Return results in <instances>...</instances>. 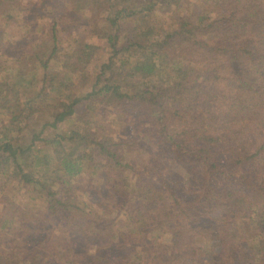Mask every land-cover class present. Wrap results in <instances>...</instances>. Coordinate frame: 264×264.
Returning a JSON list of instances; mask_svg holds the SVG:
<instances>
[{"label":"trees","instance_id":"trees-1","mask_svg":"<svg viewBox=\"0 0 264 264\" xmlns=\"http://www.w3.org/2000/svg\"><path fill=\"white\" fill-rule=\"evenodd\" d=\"M29 3L0 0V264H264V0Z\"/></svg>","mask_w":264,"mask_h":264},{"label":"rangeland","instance_id":"rangeland-1","mask_svg":"<svg viewBox=\"0 0 264 264\" xmlns=\"http://www.w3.org/2000/svg\"><path fill=\"white\" fill-rule=\"evenodd\" d=\"M27 1H30L29 5L31 4L33 8L38 7L39 5V0H27ZM50 4H54V1H52ZM2 22H0V47L4 46V43L7 40L12 41L14 39H19V37L22 34V32L17 30V28L14 27L12 24H8L6 25V27H3ZM68 32H69V37L67 38L66 36L65 39H69L70 44H74V45L78 42L77 50L82 49V47L80 46V44L82 43H88V45H90V48L86 49L85 51L86 53H84V55L81 53L79 55L81 58H78L76 61L80 73L78 74V76H76L75 83L80 87L81 91H86L90 86V80L94 78V73L96 72V70L98 71V66L106 60L107 55L105 53L104 42L103 41L101 42L95 36H91L88 38L89 35L86 34L87 32L86 30H83L82 24L81 25L79 24V26H77V30L75 32H71V28L69 27ZM96 121L98 125L101 124L98 122V119H96ZM105 126H107L108 129L113 126L114 132L117 131L118 133H121L120 135L121 138L127 137V131L125 133L124 132L122 133L123 126L121 124H117L116 122L115 124L114 123L112 124V121L110 120V116L106 121ZM238 228L243 235L245 234L246 237H250L249 234L256 232L252 228H248L247 230V225L245 221L244 222L240 221L238 223Z\"/></svg>","mask_w":264,"mask_h":264}]
</instances>
